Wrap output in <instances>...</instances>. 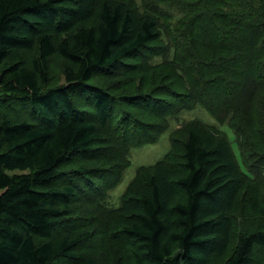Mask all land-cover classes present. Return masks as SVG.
Wrapping results in <instances>:
<instances>
[{
    "label": "trees",
    "instance_id": "1",
    "mask_svg": "<svg viewBox=\"0 0 264 264\" xmlns=\"http://www.w3.org/2000/svg\"><path fill=\"white\" fill-rule=\"evenodd\" d=\"M142 3L0 0V264H105L80 249L91 232L56 234L78 194L60 181L63 167L73 155L104 153L103 131L120 116L116 129L130 153L157 144L169 120L198 106L236 141L245 137L240 158L225 132L187 121L171 133L162 160L138 169L104 233L127 250L128 264L262 261L255 252L264 249L263 144L246 137L242 123L250 124L252 98L264 92V0ZM245 39L249 49L240 47ZM56 57L65 62L60 87L50 76ZM139 57L148 66L165 58L180 89L117 97L94 82L147 72L128 67ZM246 68L242 76L258 80L247 98L246 87L235 96ZM212 86L228 94L219 106ZM142 103L151 107L145 120L131 111ZM132 129L138 138L127 137Z\"/></svg>",
    "mask_w": 264,
    "mask_h": 264
},
{
    "label": "rangeland",
    "instance_id": "2",
    "mask_svg": "<svg viewBox=\"0 0 264 264\" xmlns=\"http://www.w3.org/2000/svg\"><path fill=\"white\" fill-rule=\"evenodd\" d=\"M136 1L140 6L143 5L142 0ZM202 25V22H200V25L198 26L200 27ZM255 37V34H252L249 39L255 40ZM246 40L247 39L241 40L240 47L243 49L245 46L247 49L250 48H248L249 45ZM167 41L168 40L164 38L165 44L163 43V46H167ZM169 58H173V51L169 55ZM164 60L165 58L163 57L153 58V60L149 62L150 67L144 62V59H140V57L137 59H129L127 60L128 67L135 65V68L137 69L140 68V65L144 68H147L148 66L147 72L135 73L133 70H123L126 74L120 77L117 75L101 74L95 78L94 82L103 87L111 88L112 92L117 97L138 94L146 95L153 89L162 86L169 88L168 90L180 89V82L176 78H172L174 73L173 69L169 66H163ZM156 67L159 68L156 69ZM149 68L155 69L149 70ZM50 69V76L53 79L52 85L54 87L63 86L66 82L64 74L65 62L59 57L53 58L50 61ZM247 69L249 71V68H246L241 72L242 74L239 73L240 75H238L243 77L238 81H243L235 87V96L242 94L244 87H246L245 89L248 94L245 97L247 98L252 91L253 84H256L258 80L256 78L253 79L250 76L248 78L247 76H242L246 75L245 71ZM222 89H224V87H222ZM222 89L220 87L218 88V86H212V92H210L211 95L220 100L217 106L221 105L223 100L228 96V94H226V96L223 93ZM160 97L163 98L165 95H161ZM252 99L253 101L258 102L255 109V115L247 127L245 120L244 123H242V126L246 128V137L253 139L255 142H259V139H261L263 146L258 148L264 151V138H262L264 137V92L258 93L253 96ZM146 104L139 105L141 106L138 107L139 110L134 108L131 111L140 117L142 116L145 120L144 117L147 115H145V113L151 109V107L146 106ZM19 115L23 118L25 117L23 114ZM122 119V116L118 117L116 121H113L110 124L111 126L103 131L104 137L108 139L106 145H109L106 147L107 150H104V153L98 152L94 156H91V154L73 155L69 163L65 164L63 167L65 172L63 175L64 177L60 178L62 183L71 182L76 185L78 187V194L74 198L71 215L64 223H61V228L57 230L56 234L82 230L91 232V238L80 249L86 254L100 259L105 264H128L126 255L127 250L120 244H117L116 240H112L110 236L104 233L103 229L107 214L120 207L122 197L125 194L127 187L135 178L137 171L141 166L156 164L164 158L170 149V135L172 132L176 131L187 121L199 119L207 125L225 132L228 139L232 142L233 148L239 158V149H241V143L243 142V139H245L244 136H240V139L236 141L235 133L227 125L223 126L219 124L206 109L198 106L193 111L183 112L177 119L169 120L168 130L162 135L157 144L143 148H132L130 153H126L127 146H124V143H122L124 140H119L121 137L122 139H125L123 131H118L116 129L118 122ZM138 136V132L132 129L127 137L130 139L132 137L138 138ZM128 161L131 163V166L125 167ZM81 167H85V171L84 169L80 170ZM255 255H259L262 260L258 261L255 259V264H264V249L260 248L256 250ZM219 262L220 261H218V263ZM59 264L72 263L59 262Z\"/></svg>",
    "mask_w": 264,
    "mask_h": 264
}]
</instances>
